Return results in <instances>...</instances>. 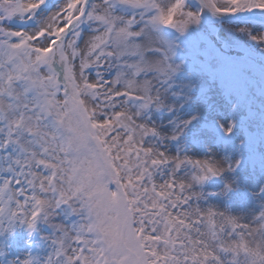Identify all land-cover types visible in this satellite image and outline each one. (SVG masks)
I'll return each instance as SVG.
<instances>
[{
    "label": "snow or ice",
    "instance_id": "1",
    "mask_svg": "<svg viewBox=\"0 0 264 264\" xmlns=\"http://www.w3.org/2000/svg\"><path fill=\"white\" fill-rule=\"evenodd\" d=\"M0 264H264V0H0Z\"/></svg>",
    "mask_w": 264,
    "mask_h": 264
},
{
    "label": "rangeland",
    "instance_id": "2",
    "mask_svg": "<svg viewBox=\"0 0 264 264\" xmlns=\"http://www.w3.org/2000/svg\"><path fill=\"white\" fill-rule=\"evenodd\" d=\"M17 238H18V239H21V240H26V239H27L26 234L23 233V232H18V233H17ZM14 252H15V248H13V253H14Z\"/></svg>",
    "mask_w": 264,
    "mask_h": 264
}]
</instances>
